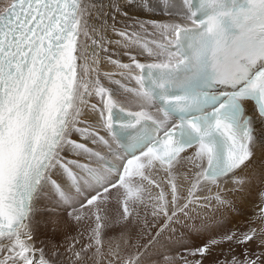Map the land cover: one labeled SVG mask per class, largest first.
<instances>
[{"label":"snow or ice","instance_id":"obj_1","mask_svg":"<svg viewBox=\"0 0 264 264\" xmlns=\"http://www.w3.org/2000/svg\"><path fill=\"white\" fill-rule=\"evenodd\" d=\"M257 149L264 0L0 7V264H264ZM253 182L259 226L225 227Z\"/></svg>","mask_w":264,"mask_h":264},{"label":"bare ground","instance_id":"obj_2","mask_svg":"<svg viewBox=\"0 0 264 264\" xmlns=\"http://www.w3.org/2000/svg\"><path fill=\"white\" fill-rule=\"evenodd\" d=\"M7 0H0V7L3 6L4 3H6ZM122 60L126 61V57H121ZM108 67V68H105ZM105 69L114 70L110 65L104 64L102 65V70L105 71ZM263 159V160H262ZM262 161H264V152H262L260 149H257V156H256V163L253 166L252 169H250L251 172L256 173L257 175L261 172L262 168H264V164H262ZM260 185L258 182H253V184L249 187V189L246 192L243 193H235L232 195V199L235 203V211L230 212L227 214L224 224L227 228H241V229H247L250 224L251 226H259V221L257 219L259 215V208L258 205L260 203L259 199V189ZM51 215L52 218L53 214L50 211H46L45 209H40L37 216L44 217L45 215ZM39 222V226L42 221L40 219H37ZM71 231V229H69ZM69 230L67 232V235H69ZM64 233H53L51 225L47 228V230L43 233H41L38 230L37 238L38 241H54L59 247L60 251H64V245L67 242L68 236ZM70 236V235H69ZM227 252V249L218 250L217 256L220 259L224 258V253ZM235 252L237 255L240 254L241 249L237 248L235 249Z\"/></svg>","mask_w":264,"mask_h":264},{"label":"rangeland","instance_id":"obj_3","mask_svg":"<svg viewBox=\"0 0 264 264\" xmlns=\"http://www.w3.org/2000/svg\"><path fill=\"white\" fill-rule=\"evenodd\" d=\"M105 68H108V67H105ZM105 71H114V70H111V69L107 70V69H105ZM39 207H40V209H45L43 204L40 205ZM37 219H40V221H42L41 224H40V226H39V231L41 233H43L50 226V224H48L47 221H49L50 219H52V216L49 215V214H47L44 217H40V218L37 216ZM76 231H77L76 227L73 226V228H71V231L69 230V233H70L69 235L70 236L75 235L76 234ZM69 235H67V236L69 237Z\"/></svg>","mask_w":264,"mask_h":264}]
</instances>
